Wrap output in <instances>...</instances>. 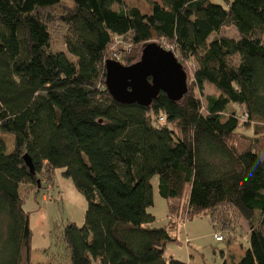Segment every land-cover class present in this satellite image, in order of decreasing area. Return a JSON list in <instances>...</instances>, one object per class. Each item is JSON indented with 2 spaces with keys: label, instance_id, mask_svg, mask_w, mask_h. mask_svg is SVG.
<instances>
[{
  "label": "trees",
  "instance_id": "trees-1",
  "mask_svg": "<svg viewBox=\"0 0 264 264\" xmlns=\"http://www.w3.org/2000/svg\"><path fill=\"white\" fill-rule=\"evenodd\" d=\"M147 1L149 14L123 0H0V264H31L26 196L56 171L86 208L81 225L50 230L58 247L42 251L44 264L63 254L66 264H187L166 246L183 219L203 215L249 230L242 259L223 264H264V0ZM54 23L65 52L53 49ZM229 26L237 37L221 35ZM162 42L194 63L186 93L115 101L105 62L129 66ZM205 84L218 96H203ZM154 177L168 207L161 227L149 212Z\"/></svg>",
  "mask_w": 264,
  "mask_h": 264
},
{
  "label": "rangeland",
  "instance_id": "rangeland-1",
  "mask_svg": "<svg viewBox=\"0 0 264 264\" xmlns=\"http://www.w3.org/2000/svg\"><path fill=\"white\" fill-rule=\"evenodd\" d=\"M123 1L130 7L138 8L143 14L150 13L151 5L147 0ZM152 1L161 3L162 0ZM211 1L216 4H224L222 0ZM64 3L70 6L69 1H65ZM57 12H59V10H57ZM58 25L59 24L54 23V29H52L53 49L65 52L63 39L64 29L63 27L59 28ZM221 35L233 38L237 37V32L233 27L229 26L222 29ZM159 42L156 41L158 44ZM161 44L164 49L171 51L170 46L164 44L163 42ZM180 64L183 66L188 76L192 74L194 68V63L192 60H181ZM195 92L197 96L202 98V100L203 96L205 95L218 96L219 94V92H217L214 87L209 84H205L203 96L200 95L197 90H195ZM239 126L240 132L245 133L246 135H252L253 128L249 129L245 126V124H240ZM259 130L261 129L259 128ZM8 137L12 139V136L8 135ZM10 138L7 140L8 144L11 143ZM152 185L154 202L153 206L149 208V212L153 213L156 217V221L152 225L155 227H161L165 223L167 204L166 201L160 198L157 193V177L152 179ZM48 189L49 194L50 192L52 194V197L49 200L47 198V200L44 199L43 194L46 195L44 190V192L39 195L29 196L26 199L25 207L31 212L30 218L33 228L32 240L35 247L37 244L38 246H52V250L54 251L55 248L58 247V241L54 235L53 237L51 236L50 230L55 227V234L59 235L63 229V226L67 222H75L78 225H81L86 208V200L74 188L71 180L62 176L61 172L59 171L55 172L54 185H49ZM49 194L46 197H49ZM185 197L186 196H184L177 204L183 213L186 209ZM47 203L48 206L46 205ZM40 207H47L46 211L42 212V214L45 216L43 218L49 221V231L45 229L46 226H44L43 221L36 218L38 214H40L38 211ZM218 219H221V217ZM224 222L226 223V227L236 223V221H234L231 216H225ZM238 224L239 225L233 231L229 230L230 228H227L226 230V227H224L226 231H222L217 227L213 228L208 215H203L192 219H183L176 232L178 242L169 244L167 252L172 251L176 257H179L182 260H188L189 264H223L225 261L227 263L231 261L237 263L242 259V256L249 247V230L242 220H240ZM215 232L218 233V235L223 236L224 240L222 242H217L214 240L213 234ZM60 258L62 260L60 264H66L64 254L63 257ZM43 259H46V256L41 251H35L31 264H41Z\"/></svg>",
  "mask_w": 264,
  "mask_h": 264
},
{
  "label": "water",
  "instance_id": "water-1",
  "mask_svg": "<svg viewBox=\"0 0 264 264\" xmlns=\"http://www.w3.org/2000/svg\"><path fill=\"white\" fill-rule=\"evenodd\" d=\"M105 85L110 96L123 104L148 106L160 93L178 101L187 91V74L173 52L156 44H147L137 62L123 66L114 60L105 62ZM23 160L30 171L28 155Z\"/></svg>",
  "mask_w": 264,
  "mask_h": 264
},
{
  "label": "crops",
  "instance_id": "crops-1",
  "mask_svg": "<svg viewBox=\"0 0 264 264\" xmlns=\"http://www.w3.org/2000/svg\"><path fill=\"white\" fill-rule=\"evenodd\" d=\"M60 172V171H59ZM31 195H33V194H31V193H29V194H27V196H26V199L29 197V196H31ZM153 201H154V193H153ZM47 206H48V203L46 204ZM24 206H26V202H25V205ZM26 208V207H25ZM46 208L47 207H40V209L38 210L39 211V213L40 214H38V216L36 217L37 219H40L41 221H43V223H44V226H46V228L45 229H49L50 228V225H49V221L48 220H46V219H44L43 217H45L43 214H42V212H45L46 211ZM28 212L30 213V216H31V212H30V210H28ZM154 217H155V215L153 214V213H151ZM30 216H29V222H30V227H31V230H32V236H33V228H32V225H31V218H30ZM167 220H168V207H167V212H166V217H165V223H164V225L167 223ZM155 221H156V217H155ZM75 223V222H74ZM77 224V223H76ZM212 224V223H211ZM164 225H162V226H164ZM151 226H153V225H151ZM213 226V225H212ZM153 227H155V226H153ZM49 231V230H48ZM44 247V248H43ZM46 248H48V246H38V244H37V246L35 247V245H34V243H33V240H32V251H31V260H32V257H33V254H34V252L35 251H43V250H45ZM167 248H168V246H166V252H167ZM168 253V255H171V256H173L174 258H177V259H179V260H181V261H183V262H185V263H187V264H189V261L188 260H182L181 258H179V257H176L174 254H173V252L172 251H168L167 252ZM48 262V260H47V258L46 259H43L42 260V262H41V264H44V263H47Z\"/></svg>",
  "mask_w": 264,
  "mask_h": 264
},
{
  "label": "built area",
  "instance_id": "built-area-1",
  "mask_svg": "<svg viewBox=\"0 0 264 264\" xmlns=\"http://www.w3.org/2000/svg\"><path fill=\"white\" fill-rule=\"evenodd\" d=\"M127 49H128V48H127ZM47 190H48V191H47ZM47 190H45V192H46L45 194H46V195L43 194V197H44V199L47 198V199L49 200V199L52 197V194H51V192H50V194H49V189H48V188H47ZM48 194H49V197H46V196H48ZM47 199H46V200H47ZM44 201H45V200H44ZM213 237H214V240L217 241V242H222V241L224 240L223 236H222V235H218V233H216V232L213 234Z\"/></svg>",
  "mask_w": 264,
  "mask_h": 264
}]
</instances>
